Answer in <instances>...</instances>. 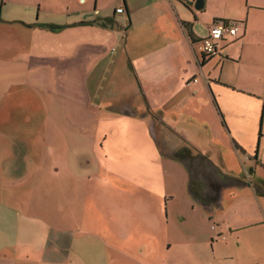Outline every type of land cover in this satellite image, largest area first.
Wrapping results in <instances>:
<instances>
[{
	"label": "crops",
	"instance_id": "obj_1",
	"mask_svg": "<svg viewBox=\"0 0 264 264\" xmlns=\"http://www.w3.org/2000/svg\"><path fill=\"white\" fill-rule=\"evenodd\" d=\"M195 3L6 0L7 14L3 17L2 7L0 21L7 34L20 23L88 40L98 56L87 75L90 88L102 96L117 90L113 95L118 98H108L105 106L120 118L149 122L156 151L168 159L161 162L172 165L175 153L187 152L182 160L188 183L198 187L194 196L189 191L159 193L156 186L141 193L133 207L142 227L131 241L119 230L124 227L120 219L114 226L117 219L107 223L114 206L101 220L87 204L81 205L82 212L73 211L76 195L46 193L35 171L40 162L28 161L35 155L29 145L20 141L15 146L11 131L0 132V264H194L184 251L195 240L214 248L222 230H248L247 239L238 237V243L249 247L254 242L256 252L235 259L227 255L231 247L217 259L205 250L197 264H264V205L257 211L260 217L245 212L232 220L221 212L226 208L223 189L216 203H205L215 194L210 181L232 182L230 176L250 177V183L233 186L250 187L264 197V0H203L200 8ZM107 16L114 19L112 26L95 22ZM218 19L235 21L239 32L226 34L218 53L205 57L202 40ZM43 24L64 27L53 30ZM205 166L213 171L209 178L201 170ZM174 247L176 258L171 256Z\"/></svg>",
	"mask_w": 264,
	"mask_h": 264
},
{
	"label": "rangeland",
	"instance_id": "obj_2",
	"mask_svg": "<svg viewBox=\"0 0 264 264\" xmlns=\"http://www.w3.org/2000/svg\"><path fill=\"white\" fill-rule=\"evenodd\" d=\"M2 7L5 17L6 0H0V13ZM37 15L36 10L35 18ZM5 26L0 21V132L11 131L15 146L20 141L29 145L35 155L30 154L28 161L40 162V170L35 171L44 179L46 193L76 195L77 204L70 205L72 210L82 212L81 205L87 204L91 215L101 220L114 206L107 223L117 219L111 224L114 226L120 219L124 227L119 230H124L131 241L134 231L142 227L133 207L141 193H150L156 186L159 193L167 194L169 190L182 195L189 191L194 196L188 183V168L180 156L174 158L172 165L161 162L168 159L156 151L149 122L126 120L109 110L105 102L108 98L117 99L113 95L117 90H107L108 95L102 96V91L90 88L87 75L98 56L88 40L83 36L77 40L78 36L68 33L30 30L20 23L15 26L26 29L24 32L16 31L14 26V32L7 34ZM231 161L233 168L238 169L235 160ZM201 170L208 178L213 172L206 166ZM35 171L29 169L28 175L32 177ZM222 189L226 196L223 215L232 220L245 212L261 216L257 211L264 205V197H257L253 189L233 185ZM110 231V237L114 236L112 228ZM221 232L223 236L216 234L220 238L214 248L211 243L203 248L195 240L183 255L197 264L205 259V250L208 257L217 259L231 247L234 251L227 254L230 258L256 252L254 242L249 247L238 243V237L247 239L248 230ZM177 252L174 247L172 258L177 257Z\"/></svg>",
	"mask_w": 264,
	"mask_h": 264
},
{
	"label": "built area",
	"instance_id": "obj_3",
	"mask_svg": "<svg viewBox=\"0 0 264 264\" xmlns=\"http://www.w3.org/2000/svg\"><path fill=\"white\" fill-rule=\"evenodd\" d=\"M118 12H123L124 7H118ZM239 32L238 24L233 20H215L209 29L208 35L202 40L201 52L205 57L218 53V43L226 34L236 36Z\"/></svg>",
	"mask_w": 264,
	"mask_h": 264
},
{
	"label": "trees",
	"instance_id": "obj_4",
	"mask_svg": "<svg viewBox=\"0 0 264 264\" xmlns=\"http://www.w3.org/2000/svg\"><path fill=\"white\" fill-rule=\"evenodd\" d=\"M94 21V20H93ZM95 22L101 26H112L115 21L112 17L110 16H107V17H98L95 19ZM53 30H56V29H61L63 28L64 26L62 25H57V24H43ZM222 122L223 124L226 126V122L224 120V117L222 116ZM188 153L187 152H177L175 153V156L176 157H179L181 159H185V156L187 155ZM233 180L232 182L231 181H227V182H217L216 180H212L210 181V184H209V187L211 188V190H213L215 192L214 195H211V196H208L207 200H206V204H210V203H216L217 202V199L218 197L220 196L221 194V191H222V188L224 186H227V185H240L242 183H250L248 180H245L244 177L242 176H230ZM190 189L191 191L193 192V195L196 193L195 191V188L198 187V184L197 185H194L193 182L191 181L190 183Z\"/></svg>",
	"mask_w": 264,
	"mask_h": 264
},
{
	"label": "water",
	"instance_id": "obj_5",
	"mask_svg": "<svg viewBox=\"0 0 264 264\" xmlns=\"http://www.w3.org/2000/svg\"><path fill=\"white\" fill-rule=\"evenodd\" d=\"M202 4H203V0H196L195 7L200 8Z\"/></svg>",
	"mask_w": 264,
	"mask_h": 264
}]
</instances>
